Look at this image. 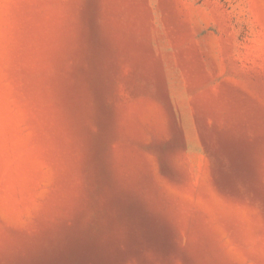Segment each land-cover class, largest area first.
<instances>
[{"label": "rangeland", "instance_id": "1", "mask_svg": "<svg viewBox=\"0 0 264 264\" xmlns=\"http://www.w3.org/2000/svg\"><path fill=\"white\" fill-rule=\"evenodd\" d=\"M0 264H264V0H0Z\"/></svg>", "mask_w": 264, "mask_h": 264}]
</instances>
